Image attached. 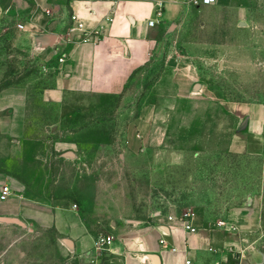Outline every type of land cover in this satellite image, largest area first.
Listing matches in <instances>:
<instances>
[{"label":"rangeland","instance_id":"1","mask_svg":"<svg viewBox=\"0 0 264 264\" xmlns=\"http://www.w3.org/2000/svg\"><path fill=\"white\" fill-rule=\"evenodd\" d=\"M256 2L264 23V0ZM188 8L153 33L147 61L124 89L111 88L106 63L91 92L68 91L54 105L39 93L72 62L82 36L58 32L36 0H0V88H26L34 153L49 155L48 178L35 180L45 186L46 201L72 206L97 237L111 235L118 223L163 229L165 217L197 208L220 217L257 196L264 206V136L251 140L250 153H230L231 136L244 122L224 105L264 103V25L242 35L234 9ZM27 23L35 25L29 38L20 27ZM42 34L57 40L45 46L36 40ZM149 105L161 112L159 132L133 151L127 126ZM57 146L75 152L76 163L56 161ZM66 234L48 219L0 215V264H72Z\"/></svg>","mask_w":264,"mask_h":264},{"label":"crops","instance_id":"2","mask_svg":"<svg viewBox=\"0 0 264 264\" xmlns=\"http://www.w3.org/2000/svg\"><path fill=\"white\" fill-rule=\"evenodd\" d=\"M256 1L216 0L214 5L218 9H234L235 25L240 34L247 35L264 25L258 16L262 7ZM36 3L41 8L40 14L58 32L81 35L80 31L69 32V16L73 13L79 16L84 30L92 32L88 41L73 47L72 62L54 77L53 85L41 89V99L54 105L63 104L68 91L91 92L101 66L106 63L111 65L108 71L111 88L124 89L131 74L147 61L153 33L160 27L173 25L191 7L185 0H36ZM46 7L55 11L52 17L43 12ZM151 20L155 24L150 26ZM34 28L29 23L23 27L28 38ZM26 95V88L20 84L0 88V147L5 146L0 150V190L6 184L12 190L8 200L0 201L1 216L48 219L72 241V264H264V206L260 196L232 206L216 218L204 208H197L188 214L196 228L194 232L187 230L177 215H170L175 217L173 221L169 216L164 218V226L170 229L168 234L158 224L118 223L109 231L113 236L111 245L97 254V228L90 227L72 206L61 207L46 201L45 186L41 180H35L38 175L42 180L48 178L49 155L38 157L34 153L36 149L27 128ZM224 105L244 122L231 136L228 151L238 155L250 153L251 140L260 141L264 136V103L227 101ZM161 119V112L151 105L144 106L127 126L128 147L137 151L149 137H155L159 132L156 123L160 127ZM55 149L56 161L72 159L76 163V155L64 156L71 150H60L59 146ZM9 169L12 177L4 171ZM92 257L96 262H90Z\"/></svg>","mask_w":264,"mask_h":264},{"label":"built area","instance_id":"3","mask_svg":"<svg viewBox=\"0 0 264 264\" xmlns=\"http://www.w3.org/2000/svg\"><path fill=\"white\" fill-rule=\"evenodd\" d=\"M216 2V0H185V3L189 6H207V5H211L214 4ZM43 12L47 15V16H53V13L55 12L53 9L51 8H43ZM70 19V27H69V32H75V31H80L81 36H82V40L83 41H88L90 39V35L92 34V32H87L84 30V24L80 21V18L77 14L73 13L69 16ZM155 22L153 20L149 21V25H154ZM20 27H24V26H20ZM61 61H64L63 58H61ZM12 194V190L10 185L6 184L3 185L1 190H0V201H6L10 198ZM76 207V205H75ZM188 214H185L183 216H179V220L183 223V226L191 231L194 232L196 230V228L191 224V221L188 217ZM175 219V217L173 216H169V220L173 221ZM113 241V236L111 235H105L103 236L102 234L100 236H98L95 240V252L101 253L104 250H107L108 247L111 245ZM91 263L96 262V258H91L90 260Z\"/></svg>","mask_w":264,"mask_h":264},{"label":"water","instance_id":"4","mask_svg":"<svg viewBox=\"0 0 264 264\" xmlns=\"http://www.w3.org/2000/svg\"><path fill=\"white\" fill-rule=\"evenodd\" d=\"M36 40L38 42H42L45 46H52L55 43V41H56V36H54V35H44V36L43 35H39V36L36 37ZM64 156L75 157V153L73 151H67V152L64 153ZM163 230H164V232H166L165 234H168L170 229H169V227L164 226ZM64 242L70 248L73 247V243H72V241L70 239L65 238Z\"/></svg>","mask_w":264,"mask_h":264}]
</instances>
